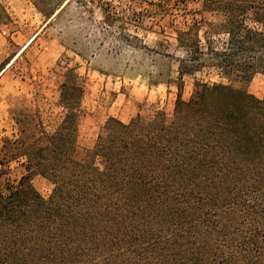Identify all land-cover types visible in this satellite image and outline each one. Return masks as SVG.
Masks as SVG:
<instances>
[{"label":"trees","instance_id":"trees-1","mask_svg":"<svg viewBox=\"0 0 264 264\" xmlns=\"http://www.w3.org/2000/svg\"><path fill=\"white\" fill-rule=\"evenodd\" d=\"M195 1L200 19L176 32L171 116L109 120L78 157L84 90L69 70L52 133L16 120L0 149V264H264V96L197 82L182 100L198 73L264 76V0ZM35 176L52 186L47 199Z\"/></svg>","mask_w":264,"mask_h":264},{"label":"rangeland","instance_id":"rangeland-1","mask_svg":"<svg viewBox=\"0 0 264 264\" xmlns=\"http://www.w3.org/2000/svg\"><path fill=\"white\" fill-rule=\"evenodd\" d=\"M0 0V149L18 134L26 115L52 133L63 116L60 86L73 70L83 84L77 155L89 151L109 120L128 122L137 114L171 116L176 101L174 59L181 57L176 32L199 20L195 0ZM54 13L49 19V15ZM196 13V14H195ZM205 20H211L208 15ZM182 100L197 82L220 83L264 96V76L228 83L214 72L183 79ZM11 177L22 170L11 163ZM33 187L47 199L52 186L39 176Z\"/></svg>","mask_w":264,"mask_h":264}]
</instances>
